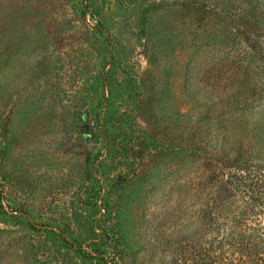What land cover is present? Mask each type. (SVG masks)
I'll return each instance as SVG.
<instances>
[{"label": "rangeland", "instance_id": "374dc122", "mask_svg": "<svg viewBox=\"0 0 264 264\" xmlns=\"http://www.w3.org/2000/svg\"><path fill=\"white\" fill-rule=\"evenodd\" d=\"M183 2L0 0V264H87L101 238L107 264L206 263L209 157L264 107L238 103L216 10Z\"/></svg>", "mask_w": 264, "mask_h": 264}, {"label": "trees", "instance_id": "16d2710c", "mask_svg": "<svg viewBox=\"0 0 264 264\" xmlns=\"http://www.w3.org/2000/svg\"><path fill=\"white\" fill-rule=\"evenodd\" d=\"M186 2L196 9L210 6L216 10L212 16L224 25L225 39L237 41L243 48L241 66L246 82L238 103L241 107H264V0H184L183 3ZM247 112L243 110V118ZM261 113L263 119L253 127L246 123L239 125L242 137L235 148L216 143L209 157L210 184L219 183V190L225 194L221 199H213L211 209L225 224L221 225V235L212 239L205 264H264V109ZM106 240L101 238L86 247L81 245L83 262L107 264ZM200 256V253L194 255L195 264H204Z\"/></svg>", "mask_w": 264, "mask_h": 264}]
</instances>
